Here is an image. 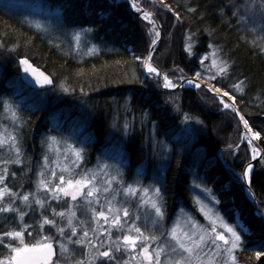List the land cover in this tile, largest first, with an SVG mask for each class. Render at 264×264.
I'll return each mask as SVG.
<instances>
[{
    "label": "trees",
    "instance_id": "16d2710c",
    "mask_svg": "<svg viewBox=\"0 0 264 264\" xmlns=\"http://www.w3.org/2000/svg\"><path fill=\"white\" fill-rule=\"evenodd\" d=\"M55 1L61 3L66 25L78 31L83 28L86 43L96 45L99 51L93 55L86 54V48L77 52L68 40L40 32L25 23L19 15L7 12L0 6V102L14 100L25 121L23 129H17L22 133L24 163L7 165L9 173L16 174L15 179L9 175L8 187L20 193L33 192L30 186L23 188V184L29 180L35 185L33 181L36 172L42 168L44 155H52L46 153L47 137L50 136L64 138L69 143L84 147L85 160H89L94 153H101L104 146L108 149L112 143L122 140L123 154L127 158L125 171L130 179L147 157L149 168L146 177L150 175L156 161V156H149L153 144L156 149L159 145L160 149L164 140L171 145L172 152L161 186L166 203L161 235H166L165 230L179 204L198 213L191 189L192 173L196 171L206 186L214 191L219 201L218 208L230 221H234L232 217L236 208L241 215L246 210L252 211L251 216L243 215L249 221V231L244 233L245 241L237 252L238 264H264V256H256V252H264V217L253 211L255 207L246 196L243 184L237 182L227 168L230 165L241 170V162L234 157L225 166L218 156V151L225 149L223 142L228 129L223 117H217L216 111L205 104V97L209 93L201 88L161 89L156 79L145 75L141 63L133 59V54L141 56L147 53L149 34L146 23L132 13L124 1L118 4H109L106 0ZM165 2L180 13V21L167 10L152 9L160 13V18L168 17L169 20L164 26V40L157 50L160 56H156V64L170 78L180 74L178 69L195 76V71L200 70L198 57L209 52V44L222 47L225 58L234 64L232 78L226 82H211L229 90L227 84L247 78L245 92L239 94L232 91V94L237 96L240 112L249 120L252 128L256 131L264 128V52L249 39L250 34L241 29L242 24L233 16L230 4L239 5V0ZM145 3L147 7L152 6L149 0H145ZM193 8L195 12L190 11ZM189 32L197 42L192 55L184 48L185 36ZM25 56L49 74L53 84L42 90H31L33 98L21 102L17 91L19 87L22 90H27V87L20 81L18 60ZM169 97L175 98L176 103ZM55 114L65 117L63 126L75 118L84 121V128L76 139L72 135L77 128L64 131L53 126L52 117ZM184 114L196 118L191 121L193 129L186 131L185 137L180 135L184 130L180 129ZM235 122L233 118L230 120L233 125ZM0 127L13 129V123L7 121V113L2 106ZM233 132L236 134L237 130L234 128ZM83 134L90 137L89 142L80 144L79 137ZM258 143L264 155V134ZM241 147L242 150L246 149L244 144ZM197 149L202 151L198 152ZM245 154L248 160L247 149ZM14 159V156L0 149V160ZM255 164L251 189L259 201H263L264 161L258 160ZM19 202L16 201V206L22 207ZM38 211L26 215L24 221L27 224L35 222V216L40 217ZM44 215H49L48 210L44 211ZM5 218L0 219V232L18 228L12 214H7ZM0 249L6 248L0 246Z\"/></svg>",
    "mask_w": 264,
    "mask_h": 264
},
{
    "label": "snow or ice",
    "instance_id": "6c2138e0",
    "mask_svg": "<svg viewBox=\"0 0 264 264\" xmlns=\"http://www.w3.org/2000/svg\"><path fill=\"white\" fill-rule=\"evenodd\" d=\"M149 2L154 8L167 10L177 21H180V13L165 0H149ZM130 3L142 21L147 22L146 29L153 37L149 44V54L146 57L133 54V59L141 63L147 75L156 80L162 79V86L166 89H183L186 86L207 89L214 95L219 107L234 114L241 122L244 129L241 143L246 142L251 147L252 160L260 157V160L264 161V155L255 143L262 138L264 128L260 131L252 128L249 120L240 112L236 103L237 96L232 94V91L239 94L245 92L247 78L227 84L229 90L200 80L201 76H204L208 81L217 82H226L232 78L234 64L225 58L222 47L209 44L211 50L198 57L200 70L195 71L193 78H188L183 74V69H178L181 74L177 75L175 79H171L167 72L161 71L152 63L153 52L156 50L162 28L157 19V12L144 8L140 0H130ZM230 7L233 10V16L237 17L238 23L250 24V30L253 32H264V0H258V3L256 0H249V2L240 5L231 3ZM190 11L195 12L196 9L193 8ZM241 11L245 14L240 15ZM257 14L259 23H257ZM60 18L58 9L57 19ZM25 23L40 32L47 33L51 29V25L27 18ZM83 35V31H75L71 34L74 50L77 52L81 50ZM209 35L211 36V33ZM196 43L194 35L189 32L185 36L184 43L188 54H194L193 49ZM98 51L97 46L92 45L87 48L86 54L93 55ZM205 61H209V63L206 64ZM18 65L22 67L21 80H26L34 85L38 84L41 88L53 84L52 77L35 67L27 56L20 58ZM64 91H69V89H64ZM169 99L176 103L175 98L169 97ZM0 106L3 107L8 119L13 123L11 131L0 127V149L15 157L14 160H0V165H3L0 167V216L12 214L19 228V230L10 229L0 232V246L8 250V255H0V264H58L59 260L64 258L72 261V264H129L130 261L133 264H217L218 261L219 264H238L235 250L240 249L243 243L241 232L237 230V226L229 224L219 214L213 215L210 211H205L204 203L199 196L195 197V201L200 205V211L209 221L207 228L187 216L183 222L180 219L173 222L172 227L166 230L163 242L159 236L146 233L139 226L140 224H144L154 232L164 223L166 203L163 192L157 183L144 186L139 179L140 173H137L135 183H126L122 179V166H126L123 155L114 157L111 152L106 150L105 156L108 159L98 158L95 168L86 169L81 173L75 169L79 168V162L85 158L84 147L68 143L64 138L50 136L47 137L49 151L59 155L61 145H64V159L68 160V154H70L72 167L69 168L67 165L60 167L59 161L53 162L55 166L50 165L49 157L44 155L41 171L37 173L36 191L37 193L43 191L47 199H40L33 193L13 191L8 187L7 180L9 175L15 179L16 174H10L7 165L9 163L22 165L24 163V153L21 148L22 133L17 129H23L25 121L20 114L19 105L14 100L5 99L0 102ZM193 120L196 118L184 114L183 123L189 125L185 131L191 130L189 122ZM197 122L202 123L198 120ZM84 142H89L88 138H85ZM235 150L239 151V145H236ZM109 159H115L118 162L109 163ZM57 168L60 171L59 175H57ZM46 171L47 178H45ZM253 171L254 166L249 163L240 174V178L248 186L253 182ZM193 185L195 188H202L203 192L207 193L213 201L219 203L212 195L211 189L197 184L195 180ZM121 193H123L125 203L136 199V207L130 210L129 207L122 206L119 200ZM249 195L255 200L254 192L250 191ZM17 200L21 202L25 211H21V208L16 206ZM53 200L57 202L64 200L65 203L71 201V204L67 209L57 211L55 208H51ZM33 205H35V209ZM49 208V215H44V211ZM37 209L41 217L40 221L35 226L24 223L25 216L30 213L35 214ZM76 209H79L87 217V220L77 217ZM258 214L264 216V212L259 209ZM89 225L91 226L89 227ZM45 226H49L56 235H46L44 233ZM241 228L243 231H247L242 225ZM66 229H70V235H65ZM113 231L116 233L115 236ZM26 232L30 242L26 241ZM73 237L77 238L73 240ZM5 239L10 242L5 244ZM69 244L83 246L87 249V253L77 258L76 253L69 250ZM127 253H130L128 259L117 260V255ZM256 256L257 258L264 256V252L258 251Z\"/></svg>",
    "mask_w": 264,
    "mask_h": 264
},
{
    "label": "rangeland",
    "instance_id": "374dc122",
    "mask_svg": "<svg viewBox=\"0 0 264 264\" xmlns=\"http://www.w3.org/2000/svg\"><path fill=\"white\" fill-rule=\"evenodd\" d=\"M112 2H114V0H110ZM120 1V0H117V2ZM140 2L143 4L144 8L148 9V10H152L154 7L153 5L150 6V7H147L146 6V3H145V0H140ZM249 2V0H239V5L242 4V3H247ZM256 2L258 3V0H256ZM125 3L129 4L131 6V3H130V0H125ZM5 4L7 6H9L10 9L14 10V11H18L20 12L25 18L27 19H31L33 21H38V22H41V23H45L46 25H51V29L49 32H47L46 34H48L49 36H53L54 38H61L63 40H68L72 47H74V42L72 40V36L71 34L75 31H71L70 30H65L63 29L62 27H59V26H56V22H59L61 21V19H57V15L54 13H50V12H46L47 10H49V7H47L48 5L46 4L45 7V11L42 10V0H9V1H5ZM245 13L243 11H241L240 15H244ZM137 16L140 18L139 14L137 13ZM141 19V18H140ZM157 19H158V22L159 24L162 25V28L160 29V32H161V35H160V38H159V41L156 45V50L155 52L153 53V60H152V63L155 64L157 67H159L157 64H156V56H160V54H157L158 53V49L161 45V43L163 42L164 40V36H163V31H164V26L169 23L168 21V17H164V18H160V13L158 12L157 13ZM142 20V19H141ZM144 22V21H143ZM144 23H147V22H144ZM257 23H259V20H258V14H257ZM242 24V23H241ZM150 26V25H149ZM242 27L241 29H243L244 32H247L248 34H250L251 38V41L254 42V44H256L261 50L264 49V32H260V31H256V32H253L250 30L251 28V25L250 24H242ZM80 31H84V29H81ZM45 33V32H44ZM84 33V32H83ZM149 34V33H148ZM152 36L149 34V43H151V40H152ZM85 42V43H84ZM93 44H91V42H87L85 41V38L82 36V42H81V50L83 48H88V47H91ZM211 50V49H210ZM209 50V51H210ZM264 52V51H263ZM149 54V46L147 48V53L141 55L140 57H146L147 55ZM207 63H209V61H207ZM206 63V64H207ZM161 69V71L163 72H166L164 71L161 67H159ZM21 70H22V67H21ZM20 70V71H21ZM144 70V69H143ZM22 72V71H21ZM145 72V75L146 76H149L146 74V71L144 70ZM181 74V73H180ZM185 76H187L188 78H193L194 76H191L187 73H183ZM21 75V73H20ZM179 75V73L177 74ZM176 75V76H177ZM175 76V77H176ZM21 76H19L20 78ZM151 77V76H150ZM175 77L171 78V79H175ZM200 80L206 82V83H212L211 81H208L205 79V77H200ZM15 80H13L12 82H14ZM159 84V87L162 88V85H163V81L162 79L161 80H156ZM12 84V83H11ZM18 87V86H17ZM217 87V86H216ZM186 88H190V89H194V90H198L196 88H192V87H185L183 89H186ZM220 88V87H219ZM10 89V88H9ZM201 89H204L206 92L209 93V95L207 97H205L206 99V103L208 105V107H210V109H213L216 111L215 114H217V117L218 116H221L223 117V120H224V124L225 126H227V129H228V132L226 133V135L224 136V144H223V148L225 149H222V150H219L218 151V156L223 160V162H225V166H227L229 164V162L231 163V159H233L234 157H237L238 161L241 162V167L242 169L240 171H237V170H234L233 167H231L230 165L227 166L228 170H231V173L233 176V178L237 181V182H240L243 184L244 186V181L240 178V174L243 173L244 169L246 168V166L251 162L252 158H251V147L245 142V143H241V138H242V133L244 131L243 129V126L241 124V122L238 121L237 117L230 113L228 110H224L222 109L221 107L218 106V102L216 101L214 95L212 93H210L207 89L201 87ZM222 89V88H221ZM33 91L31 90H22L21 87H19V91H17V95L21 98V102L22 101H27L28 99H32L33 96H32V93ZM204 99V100H205ZM209 101H208V100ZM209 109V110H210ZM61 115V114H60ZM60 115L58 114H55L52 118H53V126L54 127H57V128H62L61 126L63 125V122H64V116L61 117ZM234 119L236 122V124H231L230 123V120L231 119ZM7 121L8 122H11L8 117H7ZM70 121V120H69ZM190 125H191V129H193V125H192V122L190 121L189 122ZM71 126L73 129L77 128V130L75 129L74 133H73V139H76V136L80 133V130H82L84 128V121H81V120H78L75 118V120H71ZM223 124V123H222ZM223 124V125H224ZM189 125H186L185 123H183L182 125H180V129L183 128L184 130L181 131L180 135L181 136H186V131L185 129L188 128ZM5 128V127H4ZM7 129H9L8 127H6ZM234 128L237 130V133L234 134L233 130ZM10 131L12 129H9ZM218 130V129H217ZM231 131V133L229 134V132ZM229 134V135H228ZM235 135H237V138L235 139ZM85 138H90L89 136H86L85 134H83L82 136L79 137V140H80V144H85L86 142L85 141ZM152 142L154 140V137H152ZM227 138V139H226ZM223 141V139H222ZM69 143V142H68ZM74 143V142H73ZM71 143V144H73ZM123 141L120 140V141H117V143H112L110 145V147L108 146V149L107 147L104 146V148L101 150L102 152L101 153H94L91 158L89 160H85V164L83 165V161L79 162V168L75 169V171H78L80 170L79 172H83L84 170L86 169H93L97 166V162H98V158L100 159H108V157L105 156V151H109L113 154V156H119V155H123V158L126 160V156H124L123 154ZM243 144L246 146V149H247V152H248V160L245 159L246 157V149H241L243 146ZM232 146L231 148L229 146ZM236 145H239V151H236L235 148H236ZM77 147H81L80 145H77ZM46 148H47V154L51 153L52 155H49L48 157H51L49 159V164L50 165H53V162L54 161H59V165L60 167H64L65 165H67L69 168L72 167V165L70 166V164L72 163V157L70 154L69 155V158L68 160H65L64 159V151L63 149L64 148H61V152L59 155L53 153V152H50L47 145H46ZM153 150L151 151V154L149 155L150 157L154 158V156H156L155 160L154 161V165L152 166V168L150 169V175L146 177V171L147 169L149 168L148 167V164H149V157H147V160L146 162L144 161L143 163H141L137 170L135 171L134 175L131 176V179L130 178H127L128 177V174L126 175V172L125 171V166H122L123 167V176H122V179L125 180L126 183H135L136 180H137V173H140V176H139V179L143 182V185L144 186H148L150 184H153V183H157L159 184L160 188L162 186V182H164V179L165 178V168L167 167V164H168V160L170 158V150H169V147L166 143H161L160 145V149H159V145L156 149V146L153 144ZM90 157V156H88ZM151 158V159H152ZM243 160V161H242ZM257 161L260 160V157H258V159H256ZM256 161V163H257ZM109 163H116L118 162L117 160L115 159H109L108 160ZM243 163V164H242ZM256 165V164H255ZM41 171V170H40ZM39 172V170L36 172V177H35V185H32L30 183V181L28 180L25 184H23V188L25 186H30L31 189L33 190V194L35 195H38L40 197V199H47V196L45 195V193L43 191L37 193L36 191V182L38 180V177H37V173ZM60 174V171H59V168H57V175ZM48 177V173L47 171L45 172V178ZM202 181H201V180ZM33 180V179H31ZM195 180V182L197 184H201L203 187H207L205 182H204V179L200 176V175H197L196 172H193L192 173V181H191V189L193 191V196H194V200H195V197L196 196H199L201 201H203L204 203V206H205V211H210L211 214L215 215V214H219L220 216H222L229 224H233L235 226H237V230L241 232V236L243 237V242L245 241V236H244V233L249 231V221L245 218H240L237 214V208L236 210L234 211V221L233 222H230L229 219L226 218V216L224 214H222V211L218 210V208H216L217 204L215 205L216 201H213L207 193H204L203 192V189L202 188H195L194 185H193V181ZM245 187V186H244ZM209 189H211L210 187H207ZM161 191H162V188H161ZM211 192H212V195H214L216 197V195L214 194V191L211 189ZM247 197L249 196V193L246 195ZM250 197V196H249ZM256 200H259L256 196H255ZM119 200L122 204V206H127L129 207V209H133L136 207V199H131L130 201H128L127 203H125L124 201V196H123V193H121L120 197H119ZM217 200V198H216ZM264 201V200H263ZM60 205H58V202L53 200L51 201V208H55L57 211H61V210H65L69 207V204H71V201H68L67 204H64L62 205V203H59ZM19 205H22L21 202H19ZM195 205H196V209L199 211V213L202 215V219L198 218L195 214H194V211L193 210H189L187 208H183V207H179L178 209H176V213H175V216L173 217V220H171L170 222V225L167 226L166 230L167 229H170L172 227V224L175 220L177 219H180L182 222L186 220L187 216H190L193 220L197 221L200 225H203L205 228H207L209 226V221L207 220V218L204 216V214L200 211V205L196 203L195 201ZM35 206V205H33ZM23 207V205H22ZM21 208V211L25 208ZM260 209L262 211H264V204L263 205H260ZM183 210V211H182ZM38 211V209L36 210ZM256 212V208L253 210ZM39 212V211H38ZM76 214H77V217H79L81 220H87V217L84 216L81 211L79 209H76ZM246 215V214H249L251 216L252 214V211H245L243 212V215ZM243 215H241L243 217ZM49 218H51V216H49ZM58 223H59V220H58ZM165 224V221L164 223ZM241 225L243 226V228H246L247 231H243L242 228H241ZM91 225H89L90 227ZM142 229H144V231L148 234H154V235H157L161 238V242L164 241L166 235H161L160 231L161 230H164V225H162V227H158V229H156L154 232H152L150 230L149 227H146L144 224H140L139 225ZM184 226V224L182 223V227ZM16 230H19V228H17ZM165 230V231H166ZM219 230V229H218ZM44 233L46 235H50V236H54L56 235L55 232L53 230H50L49 226H45L44 228ZM71 232H70V229H66V232H65V235H70ZM227 234V233H226ZM113 235L115 236L116 233L115 231H113ZM25 237H26V241H29V238H28V235H27V232L25 233ZM77 237H73V240H75ZM10 241L8 239H5L4 243L7 244L9 243ZM30 242V241H29ZM243 245V243H242ZM241 245V247H242ZM75 246V247H74ZM209 247H211V245H209ZM78 248H80L78 250ZM5 250V256L8 255V250L7 249H4ZM69 250L72 251V252H75L76 253V257L78 258L80 255L82 254H86L87 253V249L84 248L83 246H77L75 244H69ZM80 251V252H79ZM238 251L235 250V255H236V252ZM2 255V254H0ZM130 255V253H127V254H124V255H117V260L118 261H123V260H126L128 259V256ZM237 257V255H236ZM238 262V261H237ZM58 264H72V261H70L69 259L67 258H64V259H60ZM129 264H133V262H129ZM217 264H219V261L217 262Z\"/></svg>",
    "mask_w": 264,
    "mask_h": 264
},
{
    "label": "water",
    "instance_id": "95a60500",
    "mask_svg": "<svg viewBox=\"0 0 264 264\" xmlns=\"http://www.w3.org/2000/svg\"><path fill=\"white\" fill-rule=\"evenodd\" d=\"M23 81H25L26 83H28L26 80H23ZM29 85H31V86H33V87H41L40 85H38V84H30V83H28ZM248 188H249V186H248Z\"/></svg>",
    "mask_w": 264,
    "mask_h": 264
}]
</instances>
